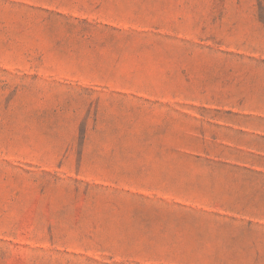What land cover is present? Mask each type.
Returning <instances> with one entry per match:
<instances>
[{
  "label": "rangeland",
  "instance_id": "rangeland-1",
  "mask_svg": "<svg viewBox=\"0 0 264 264\" xmlns=\"http://www.w3.org/2000/svg\"><path fill=\"white\" fill-rule=\"evenodd\" d=\"M0 264H264V0H0Z\"/></svg>",
  "mask_w": 264,
  "mask_h": 264
}]
</instances>
